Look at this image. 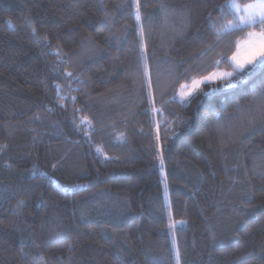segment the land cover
<instances>
[{"label":"trees","instance_id":"16d2710c","mask_svg":"<svg viewBox=\"0 0 264 264\" xmlns=\"http://www.w3.org/2000/svg\"><path fill=\"white\" fill-rule=\"evenodd\" d=\"M135 2L0 0V264H264V64L229 59L260 26Z\"/></svg>","mask_w":264,"mask_h":264},{"label":"snow or ice","instance_id":"6c2138e0","mask_svg":"<svg viewBox=\"0 0 264 264\" xmlns=\"http://www.w3.org/2000/svg\"><path fill=\"white\" fill-rule=\"evenodd\" d=\"M135 7L137 9V21H139V0H136ZM225 8L231 11L232 19L224 23H219L218 20L212 21V31L216 37L215 43L217 45H224L225 48L230 47V44H225V39L234 29L245 26L251 27L257 24L260 26V31H249L243 41L238 40L236 42V51L229 57L233 65V71L238 73L241 69L245 68V65L256 66L257 64H264V0H253V2L244 4L243 6H241L238 0H226V4L220 6L222 14ZM209 19L211 20V13L209 14ZM8 23L11 25L12 21L9 20ZM221 54L224 53L222 52ZM147 74V66H145V76ZM67 75L70 76L71 73ZM223 75L232 76L233 73H223ZM210 78H215V74L202 77V79ZM199 83L200 81H193L194 85H198ZM148 86L151 88L150 80ZM183 87L181 85V88ZM190 91H181L179 94L181 98H185L190 94ZM157 158L160 159V163L163 165L162 155H159ZM21 204H23V201H20L17 207ZM169 227H172L171 223Z\"/></svg>","mask_w":264,"mask_h":264},{"label":"rangeland","instance_id":"374dc122","mask_svg":"<svg viewBox=\"0 0 264 264\" xmlns=\"http://www.w3.org/2000/svg\"><path fill=\"white\" fill-rule=\"evenodd\" d=\"M252 2H253V1H252ZM248 3H251V2H248ZM246 4H247V3H246ZM243 5H244V4H241V6H243ZM229 11H230V10H229ZM230 13H231V11H230ZM251 27H252V26H251ZM243 28H250V27H249V26H245V27H242V28H239V29H243ZM249 31H253V29H249V30L247 31V33H248ZM255 31H257V30H255ZM258 31H260V30H258ZM247 33H245V35L242 36L241 38H239L238 40H239V41H243V40L246 38ZM238 40H237V41H238ZM230 63H231V65H232L231 60H230ZM259 65H261V64H257L256 66H259ZM248 66H253V65H245V68L248 67ZM232 67H233V65H232ZM242 70H243V69H241L240 71H242ZM229 72H231V71H225V70L215 71V72L212 73V74H215V78L196 80V81H200V83H199L198 85H194L193 82H192L191 84H189V85H184V87L181 88V89L178 91V93H177L175 99H176L177 101L182 102V101H184L187 97H189L190 95H192L193 93H195L196 91H198L199 89H201V87L204 86V85H213V84H216V83H218V82H221V81H224V80H228V79H230L233 75H232V76H225V75H223V73H229ZM231 73H232V72H231ZM212 74H210L209 76H211ZM189 90H191V91H190V94H189L187 97H185V98H181V96H180L179 93H180L181 91H189Z\"/></svg>","mask_w":264,"mask_h":264}]
</instances>
